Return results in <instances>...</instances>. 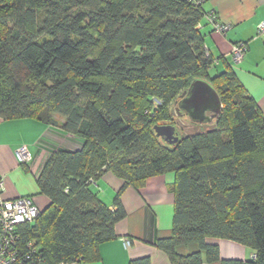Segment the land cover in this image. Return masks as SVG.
Instances as JSON below:
<instances>
[{
    "label": "trees",
    "instance_id": "1",
    "mask_svg": "<svg viewBox=\"0 0 264 264\" xmlns=\"http://www.w3.org/2000/svg\"><path fill=\"white\" fill-rule=\"evenodd\" d=\"M205 18L191 0H0V120H36L81 142L54 148L38 177L50 204L18 229L24 264L96 258L126 216L123 193L167 174L173 232L156 246L173 264H201L200 252H176L193 244L218 261L208 238L255 251L223 264H264V116L226 61L216 70ZM199 79L222 111L167 143L154 128L174 122L171 107ZM107 173L122 182L113 207L92 189Z\"/></svg>",
    "mask_w": 264,
    "mask_h": 264
},
{
    "label": "crops",
    "instance_id": "2",
    "mask_svg": "<svg viewBox=\"0 0 264 264\" xmlns=\"http://www.w3.org/2000/svg\"><path fill=\"white\" fill-rule=\"evenodd\" d=\"M206 18L201 25L205 44L216 60V70L222 71L224 61L232 67L249 96L257 103L264 116V37L258 33L264 22V0H202ZM216 23L230 25L225 34L215 31L209 15ZM246 43L247 51L242 61L233 59V46ZM216 70H211L214 75ZM218 73V72H217ZM26 147L32 160L22 164L17 152ZM81 142L64 135L56 127L32 119L0 120V179L4 181L5 200L29 197L40 211L45 210L50 199L43 195L38 177L53 149L78 150ZM172 174L147 180L139 190L128 188L122 195L126 216L115 227V238L101 244L96 258L78 264H130L132 260L149 258L150 264H173L169 255L157 248L161 239L170 238L173 232L174 194ZM103 186H102V185ZM103 200L112 206L122 182L112 173L104 174L98 181ZM101 187L107 188L104 191ZM110 189L113 192L110 195ZM107 192V193H105ZM125 240L131 241L129 247ZM206 244L219 249V260L209 262L205 251L198 245L180 246L178 255L186 257L200 252L201 264H223L224 261H251L255 251L237 242L208 238Z\"/></svg>",
    "mask_w": 264,
    "mask_h": 264
},
{
    "label": "built area",
    "instance_id": "3",
    "mask_svg": "<svg viewBox=\"0 0 264 264\" xmlns=\"http://www.w3.org/2000/svg\"><path fill=\"white\" fill-rule=\"evenodd\" d=\"M202 4V0H191ZM209 20L214 26L215 31L225 34L231 26L216 23V17L209 15ZM258 33L264 37V22L259 26ZM247 51L246 43H239L233 46L232 55L236 62H240L245 57ZM22 164L30 163L31 154L26 147H22L17 152ZM4 181L0 179V264H24V255L19 248L18 229L27 223L34 222L40 214V210L34 205L29 197H19L14 200H5ZM131 241L125 240V246L129 247ZM31 249V243L27 245Z\"/></svg>",
    "mask_w": 264,
    "mask_h": 264
},
{
    "label": "water",
    "instance_id": "4",
    "mask_svg": "<svg viewBox=\"0 0 264 264\" xmlns=\"http://www.w3.org/2000/svg\"><path fill=\"white\" fill-rule=\"evenodd\" d=\"M174 106V107H173ZM171 107V113L175 117L183 113L187 114L192 121L205 124L211 123L222 111V102L215 88L206 80H194L189 89ZM177 106V107H175ZM158 137L167 143L175 144L179 141L176 127L172 123H163L155 126Z\"/></svg>",
    "mask_w": 264,
    "mask_h": 264
},
{
    "label": "rangeland",
    "instance_id": "5",
    "mask_svg": "<svg viewBox=\"0 0 264 264\" xmlns=\"http://www.w3.org/2000/svg\"><path fill=\"white\" fill-rule=\"evenodd\" d=\"M175 107H177V106H175ZM180 112H181V115L179 116V115H177L178 111L176 110L175 111L176 116L174 117V125L176 127L177 133L180 134V137L193 135L197 132H201V131H204L206 129V126H204L203 124H200V125L196 124L194 121L191 120V118L187 114L183 113L182 111H180ZM163 123H173V122L172 121L171 122H160V123L158 122L157 125H160ZM154 130H155V128H154ZM161 139H163V138H161ZM101 188L104 191H107V188H104V187H101ZM92 189L94 191H97L99 196L103 199L104 195H103L101 189L99 187H97V185H94V187H92ZM112 192H113V189L112 190L110 189V195ZM105 193H107V192H105Z\"/></svg>",
    "mask_w": 264,
    "mask_h": 264
},
{
    "label": "flooded vegetation",
    "instance_id": "6",
    "mask_svg": "<svg viewBox=\"0 0 264 264\" xmlns=\"http://www.w3.org/2000/svg\"><path fill=\"white\" fill-rule=\"evenodd\" d=\"M172 124H174V122Z\"/></svg>",
    "mask_w": 264,
    "mask_h": 264
}]
</instances>
